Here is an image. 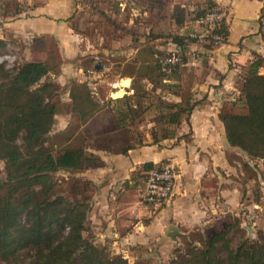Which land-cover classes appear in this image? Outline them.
Returning <instances> with one entry per match:
<instances>
[{"label": "crops", "instance_id": "0c3cea01", "mask_svg": "<svg viewBox=\"0 0 264 264\" xmlns=\"http://www.w3.org/2000/svg\"><path fill=\"white\" fill-rule=\"evenodd\" d=\"M85 1L35 0L0 11V40L25 61L44 62L52 52L60 59L58 74L51 75L62 88L51 136H66L64 150L85 148L81 170L65 173L94 190L89 202L95 244L126 259H133L129 254L137 248H149L151 258L167 263L176 244L171 232L179 231L182 239L213 220L240 216L244 196L254 197L256 185L264 199V160H250L230 146L220 119L223 112L246 113L239 89L248 65L264 59V0H207L228 14L226 43L193 45L200 58L185 60L166 77L160 61L188 51L186 38L197 26L196 0H90L94 20L86 17L87 28L77 32L71 20ZM176 38L183 39L182 46ZM190 75L196 76L190 125L184 121L177 136L159 144L149 138L135 145L136 129L149 137L146 127H157L149 120L159 115L162 103L187 100ZM111 102H127L129 109H114ZM126 114V123H119ZM136 118L147 124L133 122ZM164 162L178 177L172 198L155 208L143 201L148 174L143 167ZM249 166L255 172L251 180ZM259 208L255 200L249 205Z\"/></svg>", "mask_w": 264, "mask_h": 264}, {"label": "trees", "instance_id": "16d2710c", "mask_svg": "<svg viewBox=\"0 0 264 264\" xmlns=\"http://www.w3.org/2000/svg\"><path fill=\"white\" fill-rule=\"evenodd\" d=\"M17 1V0H16ZM15 1V2H16ZM13 2V0H12ZM16 5L4 2V12ZM218 8L208 1V11ZM227 38L228 25L222 30ZM175 42L182 46L183 39ZM8 42L0 40V50ZM52 52L47 61H23L12 69L0 65V264H130L121 255L112 256L106 248L95 244L91 233L89 200H68L56 193L59 184L54 175L81 170L87 158L85 148L60 150L49 146V136L56 124L57 98L62 88L51 75L58 74L60 62ZM264 59L255 58L246 69L240 85L245 114L223 112L220 119L228 143L245 153L250 160H264ZM129 109L127 102L124 103ZM196 106L187 99L182 104L162 103L155 118L156 126H180ZM127 114L119 123H126ZM134 122V120H132ZM169 132L153 144L174 138ZM142 145V143H141ZM132 146L123 150L127 153ZM167 163V162H166ZM164 163H147L151 172ZM260 203V198L255 197ZM211 236L182 237L185 252L176 251L171 264H264V243L246 238L240 219ZM239 241L234 246L232 233ZM194 232V231H193ZM195 243L200 244L196 246Z\"/></svg>", "mask_w": 264, "mask_h": 264}, {"label": "rangeland", "instance_id": "374dc122", "mask_svg": "<svg viewBox=\"0 0 264 264\" xmlns=\"http://www.w3.org/2000/svg\"><path fill=\"white\" fill-rule=\"evenodd\" d=\"M9 1L10 4L16 5V6H22L25 7L27 5V3L24 1L22 4L21 1H16V0H5L4 2ZM16 1V2H15ZM90 0H86L85 3L83 2L82 7H80L79 9H77L76 14L74 15V17L72 18V25L75 27V29L77 30V32L80 31V27L82 28V30H85L86 27V17H90L91 15V3L89 2ZM87 3V4H86ZM86 4V5H85ZM207 5H208V1L207 0H196V8L194 9V19H193V23L194 25L196 24V31L200 30V27L197 24V20L199 19V17L202 15V12H204L207 9ZM93 6V5H92ZM80 9L83 10L80 13ZM90 10V11H89ZM3 11V10H0ZM80 16H84V18H80ZM92 16V15H91ZM81 19L83 20V26L81 25ZM93 19V16H92ZM89 20V19H88ZM94 20V19H93ZM93 27V28H92ZM91 28H88V30L92 32V30H95L96 28V24H94ZM198 27V28H197ZM211 47V46H209ZM17 50L14 49V47H6L4 50H0V57L3 56H10L12 62L10 61H4L3 63H0V65H5L7 69H12L15 65L25 61L24 57L21 56V54H18L16 52ZM57 62H60V59L57 57ZM188 61V59H187ZM180 67H175L172 69L171 72L175 71V69H179ZM171 75V73H170ZM170 75H164V77L166 76H170ZM195 75H190L188 76V78L185 79V99H191V96L193 94L190 93V85H191V81L195 79ZM58 103V102H57ZM113 106V107H112ZM109 107H112L114 109L116 108H121L122 110H126V105L123 104H113L112 102L110 103ZM60 110H68V107L66 108L65 106L63 107V105H60ZM134 121H137V123L139 124V121L141 123L146 122L147 120L144 119H140L137 120L133 119ZM126 121V120H125ZM149 121H154L153 119H150ZM184 119L181 120V123H183ZM147 124V122L145 123ZM179 129L180 126H167V125H161L158 126L156 128L150 127H146V131L151 132L150 136L147 137L141 133L136 134V132H139L137 129L135 131V136H133V140L135 141V145H141V143L146 139L148 140L149 138L151 139L152 143L154 142L153 137L156 136V138H159L160 136L164 135V133L169 132V134L177 136V134L179 133ZM137 135V136H136ZM48 144L49 146L55 150V152L57 153L60 150H64L65 148V143H66V136L64 135H54V136H49L48 139ZM253 166H249V170H247V178H250V180L255 177V172L252 170ZM0 173H1V178H4L5 176V171H4V163H2L0 161ZM55 180L58 182L59 186L56 189V193H58L59 195L64 196L65 198H67L68 200H76V199H80V200H90V197L92 196L94 190L87 187L85 185V183H81V181H79V178H77L75 175L73 176H69L67 175L64 171L59 172L57 174L54 175ZM146 181V179H145ZM253 192H254V197H247L246 195L243 198V210L240 211V216H237L236 218L240 219L242 226L244 229L247 230V232H245L246 238H248L251 241H256V240H260L261 242L264 243V199H260V208L259 209H249V205H252V201L255 200V197L258 196L259 197V189L257 187V185L253 188ZM261 198V196H260ZM254 199V200H253ZM232 215L228 216L227 218L223 219V220H213L212 223H210V225H208L207 227L203 228L202 230L199 231H194L191 232L189 237L191 240L194 239L195 235H206V236H211L214 233L221 231L222 229H224L226 227V225H230L234 220L232 219ZM234 223V222H233ZM91 233H92V237L95 238V236L93 235V231L92 229ZM231 238L234 239V246L237 245L238 241H239V235L237 234L236 231H234L231 235ZM176 244L173 250V257L171 258L170 261H168L167 263H164L163 260L161 259H157V257H155L154 259L151 258L149 256V252H151V250L148 249H140L137 248L135 249L133 253L130 252V256L133 257V259H128L130 264H171L172 260H174L175 258H177L176 256H178V254L176 255V251H180V252H185V250L187 249L186 246L183 244V240L180 238H176ZM196 246H200V244L195 243ZM102 247V246H100ZM107 249V251L112 255V256H118L119 254H113V251L111 250L110 247H104ZM152 253H154V250L152 251ZM123 254V253H121ZM155 254V253H154ZM122 256V255H121Z\"/></svg>", "mask_w": 264, "mask_h": 264}, {"label": "built area", "instance_id": "2783aa9c", "mask_svg": "<svg viewBox=\"0 0 264 264\" xmlns=\"http://www.w3.org/2000/svg\"><path fill=\"white\" fill-rule=\"evenodd\" d=\"M4 1L5 0H0V6H3ZM17 1L32 3L35 0ZM228 23L227 12L219 7L204 14L197 20L200 30L191 32L186 38L189 45L188 51L186 53L175 51L161 59L160 65L162 73L164 75H169L173 68L184 64L185 60L189 58L198 60L200 56L194 46H223L227 38L222 33V30ZM7 60L12 62L10 56L0 57V63ZM177 177L178 175L175 167L169 163H165L159 169L149 172L143 191L144 203L155 208L163 206L174 194Z\"/></svg>", "mask_w": 264, "mask_h": 264}, {"label": "water", "instance_id": "95a60500", "mask_svg": "<svg viewBox=\"0 0 264 264\" xmlns=\"http://www.w3.org/2000/svg\"><path fill=\"white\" fill-rule=\"evenodd\" d=\"M100 67H101L100 64H97V65H96V68H97V69H99ZM179 235H180L179 231L175 230V231L171 232L170 237H171L173 240H175Z\"/></svg>", "mask_w": 264, "mask_h": 264}]
</instances>
